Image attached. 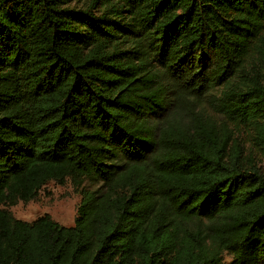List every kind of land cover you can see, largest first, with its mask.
Returning <instances> with one entry per match:
<instances>
[{"label": "trees", "instance_id": "trees-1", "mask_svg": "<svg viewBox=\"0 0 264 264\" xmlns=\"http://www.w3.org/2000/svg\"><path fill=\"white\" fill-rule=\"evenodd\" d=\"M263 162L264 0H0V264H264Z\"/></svg>", "mask_w": 264, "mask_h": 264}, {"label": "rangeland", "instance_id": "rangeland-1", "mask_svg": "<svg viewBox=\"0 0 264 264\" xmlns=\"http://www.w3.org/2000/svg\"><path fill=\"white\" fill-rule=\"evenodd\" d=\"M260 168L264 173V162ZM80 190L74 188L70 181L64 185L54 182L47 184L38 197L27 204L18 203L6 208L15 219L33 222L48 215L53 221L64 227H72L77 217V210L81 202ZM225 264L231 263V258L224 256Z\"/></svg>", "mask_w": 264, "mask_h": 264}]
</instances>
